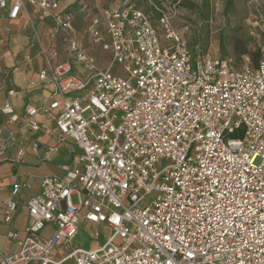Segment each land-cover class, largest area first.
Segmentation results:
<instances>
[{"label":"built area","instance_id":"obj_1","mask_svg":"<svg viewBox=\"0 0 264 264\" xmlns=\"http://www.w3.org/2000/svg\"><path fill=\"white\" fill-rule=\"evenodd\" d=\"M161 1L154 22L134 0H0L6 20L50 29L44 46L33 28L35 77L3 76L0 156L14 147L23 159L24 128L51 130L46 158L67 151L63 175L43 176L26 200V235L0 264H264V46L256 64L211 55L199 28L174 23L178 0ZM98 49L105 68L87 51ZM27 186L12 185L6 222ZM83 224L104 241L73 245Z\"/></svg>","mask_w":264,"mask_h":264},{"label":"rangeland","instance_id":"obj_2","mask_svg":"<svg viewBox=\"0 0 264 264\" xmlns=\"http://www.w3.org/2000/svg\"><path fill=\"white\" fill-rule=\"evenodd\" d=\"M65 0H63L64 2ZM92 6H105L113 3L116 0H85ZM142 2V8H147L150 5L148 0H134ZM61 6V5H60ZM73 9L76 8V3L72 4ZM175 15L173 21L176 25L187 24L190 28H199L201 34V43L204 48H208L211 55L229 56L235 59L241 58V55L248 54L256 48L257 44L264 46V30L260 29V18H264V0H257L252 3L250 0H178L173 8ZM208 19H204L203 16ZM208 20V21H207ZM79 23V22H78ZM81 24V23H80ZM5 26H10L9 30ZM4 26V43L6 48V75L13 76L20 72L13 73L14 66L18 67V71L27 73L26 65L35 63L38 59V45L32 36L33 28H36L40 33L44 46L49 42L50 29L44 27L37 19H34L33 25L27 23L25 18L11 20L5 23ZM77 30L81 31V26L77 25ZM251 31L256 36L251 35ZM191 40L196 41V37H191ZM93 54L98 61V64L105 68L109 63V57L101 50H87ZM29 55L31 60L28 61L25 57ZM249 55V54H248ZM102 59L99 61L98 59ZM28 62V63H27ZM29 67V66H28ZM115 70V67L112 71ZM18 75V74H17ZM16 77L18 78L19 75ZM4 73L0 69V81L3 79ZM19 90V87H15ZM1 116V115H0ZM0 117V121H1ZM26 136L30 137L33 132L24 128L22 131ZM23 146H27V139H23ZM68 144H72L68 142ZM258 163V160L255 161ZM57 175H63L62 170ZM153 196H149L142 203ZM73 202L77 201L76 196L72 197ZM100 228L102 233L98 239L92 238L91 234L94 229ZM107 231L101 226L89 224L81 225L79 233L73 239V245L82 246L85 248H95L101 244ZM116 243L119 239L115 240Z\"/></svg>","mask_w":264,"mask_h":264},{"label":"crops","instance_id":"obj_3","mask_svg":"<svg viewBox=\"0 0 264 264\" xmlns=\"http://www.w3.org/2000/svg\"><path fill=\"white\" fill-rule=\"evenodd\" d=\"M65 1L69 2L70 0ZM6 22L8 20L0 15V69L4 74L6 72L3 69L6 67V48L3 46L5 39L3 29ZM6 27L10 28V26H5V29ZM27 70V73L19 70L21 74H17L22 76L23 79L34 78L35 71ZM16 75H14L15 81L20 83L19 77L17 78ZM2 81L3 79L0 81V104L5 99V89ZM36 93L38 95L39 92ZM21 96L22 93L12 99L17 109L20 108L22 103ZM50 133V129L43 128L37 133H32L30 137L24 134L25 137L21 138V146L25 149V153L23 159L19 162L14 161L17 151L14 147L7 148L5 155L0 156V255L14 253L19 250V241L26 235L25 228L28 222L26 200L38 192L40 179L49 174L57 175L61 172L60 164L67 159L65 147H61L58 152L51 153L46 158L45 144L51 143ZM23 139H27V146H23ZM33 142H36V150L32 146ZM19 181L27 182L28 186L23 188L20 194L13 197L17 200V209L13 212L11 220L6 222L4 220L5 204L12 197V185ZM9 231H14L17 234L16 239L12 240L8 238L7 234ZM49 233L50 229L47 228L44 234L48 235Z\"/></svg>","mask_w":264,"mask_h":264},{"label":"trees","instance_id":"obj_4","mask_svg":"<svg viewBox=\"0 0 264 264\" xmlns=\"http://www.w3.org/2000/svg\"><path fill=\"white\" fill-rule=\"evenodd\" d=\"M148 1L150 2V5H149V7L145 8V9L142 8V2H138V1H135V2L137 4V6L144 9L145 12H147L151 16V19L155 22L157 17L160 14V12L156 9V7H163L162 3H164V2L161 0H148ZM171 1L173 2L176 0H171ZM203 17H204V19H208V17L206 15ZM248 54L251 58L252 63L256 64L258 61V58H259V54H260L258 46L256 45V48L253 51H250Z\"/></svg>","mask_w":264,"mask_h":264}]
</instances>
